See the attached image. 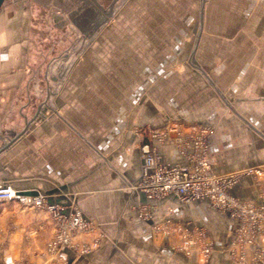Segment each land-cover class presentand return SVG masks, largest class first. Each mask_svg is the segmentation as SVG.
<instances>
[{
  "label": "crops",
  "instance_id": "1",
  "mask_svg": "<svg viewBox=\"0 0 264 264\" xmlns=\"http://www.w3.org/2000/svg\"><path fill=\"white\" fill-rule=\"evenodd\" d=\"M24 3L12 0L0 12V149L43 104L0 152V183L75 204L95 229L74 242L97 244L87 254L70 246L49 254V216L1 203L0 264H236L228 252L234 224L223 213L169 198L151 202L143 221L131 208L145 200L128 187L141 180L146 128L201 125L210 130L213 173L258 170L243 173L230 194L260 202L264 0H127L115 16V41L108 44L106 27L99 45L86 28L64 30L57 41L51 29L38 40L39 17ZM61 35L80 44L63 45ZM153 145L163 163L185 162L172 140ZM167 208L174 221L207 230L214 251L206 263L175 251L177 237L153 233ZM252 257L245 264H256Z\"/></svg>",
  "mask_w": 264,
  "mask_h": 264
},
{
  "label": "built area",
  "instance_id": "2",
  "mask_svg": "<svg viewBox=\"0 0 264 264\" xmlns=\"http://www.w3.org/2000/svg\"><path fill=\"white\" fill-rule=\"evenodd\" d=\"M147 142L140 146L142 156L141 180L128 190L139 192L145 202L135 204L131 210L137 218L148 221L152 217L153 201H165L174 198L177 202L188 204L206 202L214 211L225 214L234 224L233 239L229 244V255L234 263H244L248 253L254 252L253 263L264 264V191L258 204L239 200L230 194L231 188L241 175L260 176L258 170H246L243 173L216 175L212 171V162L207 153L208 127L201 125L168 124L155 130L146 128ZM172 140L178 152L185 158L184 163H163L153 143ZM15 202L18 205L44 211L50 218L54 231L46 244V252L56 255L64 247H72L82 254L92 251L97 243L78 246L74 238L94 231L93 223L85 219L75 204L61 205L49 202L47 196L29 195L16 190L8 184L0 183V204ZM167 216L153 224L155 235L175 236L180 239L176 250L186 257L197 254L206 263L213 252V244L207 240L203 228L188 222L174 221ZM238 258V261H237Z\"/></svg>",
  "mask_w": 264,
  "mask_h": 264
},
{
  "label": "rangeland",
  "instance_id": "3",
  "mask_svg": "<svg viewBox=\"0 0 264 264\" xmlns=\"http://www.w3.org/2000/svg\"><path fill=\"white\" fill-rule=\"evenodd\" d=\"M10 1L12 0H6L4 6L8 5ZM24 1H25L24 4L27 7L28 11H30L33 15L36 14L39 17V20H37V22L35 21V23H38V29L40 30V34L39 33L37 34L38 40L40 39L39 37L50 34L51 29H53L54 31L56 30V33H54L55 35L52 39L54 41H57L59 40L58 36L62 34L64 30H67V32H70L72 34V32H76L79 29L86 28V29H92L94 35L97 34L96 36L93 35V37L91 38L92 45H99L100 31L105 29L106 27L109 30V36L107 37L108 44H111L110 39L112 41H115V37H114L115 33H112L114 32L116 27L115 16L117 13L121 12L122 7H124L123 4H125L127 0H116L114 3H112L113 0H95V2L93 0H24ZM111 6H112V11H110ZM52 13L56 14L57 16L56 18L57 21H55L54 24L53 22L50 21V15ZM106 18L107 20H105ZM60 40L62 41V44L66 46L68 44H73L76 46L80 44V40L75 37L66 36L64 38L61 35ZM144 142H147V138L145 135H144ZM188 223L192 224L195 227L194 223L192 222H188ZM204 231L206 233L207 240H209L207 230L204 229ZM178 241L179 242L174 244L173 246L174 250L177 252H179L178 250H176V248L180 244V239ZM213 251H214V247H213ZM249 254L254 255L255 253L249 252L247 254L248 257ZM245 263L246 261H244L243 264ZM236 264H242V263L236 262Z\"/></svg>",
  "mask_w": 264,
  "mask_h": 264
},
{
  "label": "water",
  "instance_id": "4",
  "mask_svg": "<svg viewBox=\"0 0 264 264\" xmlns=\"http://www.w3.org/2000/svg\"><path fill=\"white\" fill-rule=\"evenodd\" d=\"M5 1L6 0H0V12H1V10H2V7H3V5H4V3H5ZM94 2H95V0H93ZM116 0H113V2L112 3H114ZM112 5V4H111ZM110 11H112V6L110 7ZM44 81L46 82V80H45V76H44ZM46 95H47V86H46ZM44 102V101H43ZM43 104V103H42ZM41 104V105H42ZM41 105H39L38 106V108H37V111H36V113H35V115L31 118V120L24 126V128L22 129V131L16 136V137H14L10 142H8L5 146H3L1 149H0V152L2 151V150H4V148L5 147H7L10 143H12L24 130H25V128L29 125V123L33 120V118L37 115V113H38V110H39V108H40V106ZM27 194H29V195H37V192H29V193H27Z\"/></svg>",
  "mask_w": 264,
  "mask_h": 264
},
{
  "label": "flooded vegetation",
  "instance_id": "5",
  "mask_svg": "<svg viewBox=\"0 0 264 264\" xmlns=\"http://www.w3.org/2000/svg\"><path fill=\"white\" fill-rule=\"evenodd\" d=\"M106 15V14H105Z\"/></svg>",
  "mask_w": 264,
  "mask_h": 264
}]
</instances>
